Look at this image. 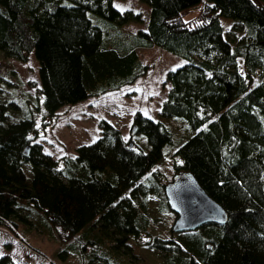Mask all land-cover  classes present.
<instances>
[{"label": "trees", "instance_id": "obj_1", "mask_svg": "<svg viewBox=\"0 0 264 264\" xmlns=\"http://www.w3.org/2000/svg\"><path fill=\"white\" fill-rule=\"evenodd\" d=\"M141 1L146 29L106 37L89 13L124 26L142 14L112 0H0V228L27 250L31 233L56 230L57 239L60 231L71 239L63 263L123 264L136 238L162 264H264V0ZM222 18L233 20L229 31ZM154 48L186 62L167 74L160 116L187 124L189 139L175 146L164 123L139 113L128 141L101 120V137L74 157L45 153L36 115L47 125L63 107L135 85L149 72L138 50ZM31 55L39 89L29 101L9 60ZM168 159L225 209V225L173 232L177 216L158 170ZM156 199L175 218L166 235L152 232ZM0 264L26 263L2 255Z\"/></svg>", "mask_w": 264, "mask_h": 264}, {"label": "rangeland", "instance_id": "obj_2", "mask_svg": "<svg viewBox=\"0 0 264 264\" xmlns=\"http://www.w3.org/2000/svg\"><path fill=\"white\" fill-rule=\"evenodd\" d=\"M112 3L114 7L123 13L132 11L136 14H142L144 21L141 23L131 22L124 26L119 25V23L106 21L95 14L89 13L88 17L95 25L103 29L106 37L114 36L122 30L134 33L139 29H146L150 10L148 5L141 0H112ZM196 15L197 9L191 11L188 18H193ZM221 21L227 31L232 28L233 20L222 18ZM138 53L141 55L143 63L149 66V72L146 76L140 78L135 85L123 89L119 93L107 95L101 99L89 101L76 107H63L47 125L43 124L41 114L36 115L37 134L39 142L44 146L45 153L51 155L54 160L62 156L74 157L79 146L93 144L101 137V120H107L112 123L128 141L135 118L139 113L164 123L173 133L175 146L182 145L190 138V135L184 137L186 130L188 131L187 124L177 119H164L160 116L162 105L168 96L170 88L169 85L165 84L167 74L169 71L183 66L186 63L185 60L157 48L150 50L140 49ZM1 58L2 54L0 53ZM9 61L14 67L15 79L21 83L22 92L26 96L24 98L31 101L38 95L39 89L38 63L36 59L31 55L25 64L14 59ZM19 103L21 102L19 101ZM158 170L164 176L166 183L172 181L176 175L175 164L171 159L160 163ZM150 216L152 220L157 222L153 224L152 232L154 234L159 231L164 235L169 234L175 218L159 209L158 199L152 201ZM55 233L56 230L50 229L31 233L29 238L33 250H27L21 244L20 239L11 235L7 229L0 228V256L3 254L8 255L15 262L26 264H52L51 262L54 264H78L74 258H68L66 263L60 261L59 254L71 242V239L66 238V235L60 231H58V238L56 239ZM145 242L146 239L141 240L140 244L138 239L132 238L128 247L129 251H126V254H122L123 264L129 263L133 255L136 256L133 264L164 263L163 255L147 248L144 244ZM4 250L9 251V254H5Z\"/></svg>", "mask_w": 264, "mask_h": 264}, {"label": "water", "instance_id": "obj_3", "mask_svg": "<svg viewBox=\"0 0 264 264\" xmlns=\"http://www.w3.org/2000/svg\"><path fill=\"white\" fill-rule=\"evenodd\" d=\"M136 132L134 128L132 135ZM28 151L26 148L24 156ZM165 193L171 211L177 216L173 226L175 234L194 232L208 224L221 226L228 221V213L208 195L192 173L176 174L166 184Z\"/></svg>", "mask_w": 264, "mask_h": 264}, {"label": "crops", "instance_id": "obj_4", "mask_svg": "<svg viewBox=\"0 0 264 264\" xmlns=\"http://www.w3.org/2000/svg\"><path fill=\"white\" fill-rule=\"evenodd\" d=\"M5 248V247H4ZM5 254H9V251H6V250H4L3 251ZM4 255V254H3ZM2 256V255H1Z\"/></svg>", "mask_w": 264, "mask_h": 264}, {"label": "built area", "instance_id": "obj_5", "mask_svg": "<svg viewBox=\"0 0 264 264\" xmlns=\"http://www.w3.org/2000/svg\"><path fill=\"white\" fill-rule=\"evenodd\" d=\"M17 239H19V238H17Z\"/></svg>", "mask_w": 264, "mask_h": 264}]
</instances>
